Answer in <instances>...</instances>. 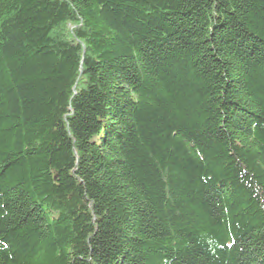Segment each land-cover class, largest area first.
<instances>
[{
    "label": "trees",
    "instance_id": "16d2710c",
    "mask_svg": "<svg viewBox=\"0 0 264 264\" xmlns=\"http://www.w3.org/2000/svg\"><path fill=\"white\" fill-rule=\"evenodd\" d=\"M0 264H264V0H0Z\"/></svg>",
    "mask_w": 264,
    "mask_h": 264
}]
</instances>
